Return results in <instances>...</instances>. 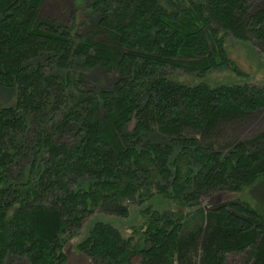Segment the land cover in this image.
Masks as SVG:
<instances>
[{
	"label": "trees",
	"instance_id": "trees-1",
	"mask_svg": "<svg viewBox=\"0 0 264 264\" xmlns=\"http://www.w3.org/2000/svg\"><path fill=\"white\" fill-rule=\"evenodd\" d=\"M46 2L0 0V86L17 95L0 107V264H66L64 237L99 211L129 219L131 199L127 232L89 227L93 264H264V134L201 141L264 109V83L237 80L228 48L260 55L264 2L81 0L83 33ZM98 69L103 89L87 82Z\"/></svg>",
	"mask_w": 264,
	"mask_h": 264
},
{
	"label": "rangeland",
	"instance_id": "rangeland-1",
	"mask_svg": "<svg viewBox=\"0 0 264 264\" xmlns=\"http://www.w3.org/2000/svg\"><path fill=\"white\" fill-rule=\"evenodd\" d=\"M264 2V0H261ZM43 14L46 17H51L63 22L72 21L74 26L80 27V33L90 32L93 26L92 12L86 3H81V0H47L43 9ZM257 45V44H256ZM228 48L231 58L239 65L244 77L237 80H248L251 84L264 83V47H256L259 56H249L245 46L236 41L230 40ZM105 72L101 69L87 73V82L89 87L103 89L107 87ZM181 79L185 78V74H180ZM230 75L226 73L213 74L212 79L216 82L228 81ZM17 95L11 90L4 89L0 86V107H13L16 104ZM186 135L195 137L200 136L191 131H185ZM264 134V109L261 111L243 117H237L233 121L221 123L217 130H215L210 137L202 141L204 146H212L215 149H227L229 145L236 142H251L256 140L259 136ZM152 142H161V137L154 135L151 138ZM86 188V186H84ZM238 196L231 192L224 193L220 196L222 201H232ZM129 208V219H118L117 216L105 211H99L93 216L83 221V227L78 231H73L70 235H66L64 254L67 259L66 264H93L90 258L79 249V245L86 238L89 227L95 221L110 222L121 228L122 231L127 232L128 224L139 211V206L136 205L135 200H130L125 203ZM108 213V214H106ZM125 223V224H124ZM124 224V225H123ZM245 255L227 257L226 264H245ZM9 264H28L24 259L18 257H9Z\"/></svg>",
	"mask_w": 264,
	"mask_h": 264
}]
</instances>
